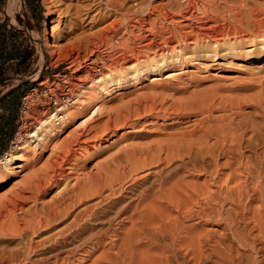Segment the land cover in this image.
Wrapping results in <instances>:
<instances>
[{"label":"bare ground","instance_id":"1","mask_svg":"<svg viewBox=\"0 0 264 264\" xmlns=\"http://www.w3.org/2000/svg\"><path fill=\"white\" fill-rule=\"evenodd\" d=\"M250 1L254 2L252 7H249ZM18 2L19 0H10V8ZM79 2L84 5H78V8L75 6V14L79 20H93L92 12L101 9L98 0H90V3L80 0L77 4ZM116 2L124 14L120 21L134 23L132 26L138 28L141 35L146 34L143 41H147L148 49L154 50H149L154 56H148L154 61L146 65V61H140L135 55L130 57L127 54V57H122L121 55H125L122 54L123 49L119 54L115 52L116 55L112 50L110 55L106 54L107 60L112 65L120 63L121 57L123 61L118 65L117 72H106L102 68L97 70L96 64L87 55L85 59L79 55L76 58L71 56L68 66L73 70L75 81L68 85L70 90L71 87L81 88L85 75L90 80L87 89L92 90L97 86L98 96L107 95L114 89H123L127 79L134 80L167 67V62L172 63L173 60L181 62L183 56L180 55L182 49L179 50V46L182 48L186 44H189L194 53L204 58H215L218 53L233 56L243 49L244 44L255 50H264V0H218L217 3L224 4L226 9H222L224 13L217 16L209 13V9L216 5L214 0H205V3L202 0L203 7L200 6L201 0H182L185 4L182 3L183 6L177 8V12L171 10L173 13L169 21L174 26L186 18L192 21L205 20L206 23H201L202 29L195 37L191 38L187 35L189 33H183V37L186 35L182 39L184 44L176 46L171 45L176 39L173 41V36H167L172 34L171 26L166 25L170 23L165 24L163 21L159 27H155V22L150 24L152 19L149 21V18H140L142 14H147L148 17L153 14L156 16L155 21L160 18L166 20L167 15L162 11L157 13L159 8L154 7L150 1L132 0L130 5L128 0ZM46 3L52 9L53 1L46 0ZM198 12L202 13L199 17ZM139 15L141 16L138 17ZM217 23L226 24L214 28ZM53 30L52 27L51 38L55 35ZM163 37L165 44H162ZM193 38L196 41H189ZM133 40L137 39L131 41ZM85 42L89 43V37H86ZM128 42H121V47H126ZM144 44L140 43L138 47ZM68 48H60L59 55H69ZM87 60L91 63H86ZM90 92L92 94L94 91ZM75 94L76 98L83 95L82 92ZM87 101L85 98L83 103ZM57 106L47 117H42L39 122L37 120L38 127L30 133L32 138L42 141L45 134L55 135L58 124L65 121L63 112L67 110L68 104L60 103ZM204 111L209 112L211 109ZM245 121L247 122L244 119L237 125L239 135L234 134L235 137L231 139L217 138L214 144L209 143L212 131L205 127L204 120L199 121L193 130L186 132L180 139L173 141L175 136L172 139L166 137L173 142L167 141L157 148L155 146L159 143L154 148L151 143L150 147L142 146L143 149L141 147L142 150L136 152L135 148H130L132 152L125 151L126 155L119 158L114 170L106 167L111 173L107 171L108 175H104L96 184L94 180L86 185L80 183L82 180L68 183L59 170V178L55 175L37 186L25 188L26 190L17 193V199H10L3 206L0 205V221H5L0 223V236H12L18 240L13 248L0 250V264H264V212L261 209L256 211L253 206L254 212L250 214L251 205L258 201L261 203L264 199V125H250L252 133L249 132L252 136L247 138L249 132L247 134ZM22 130L24 132L23 128ZM258 147L262 149L261 152ZM25 152L24 145L16 153L0 158V164L10 166V172L16 173L17 168L21 167L19 164L25 160ZM255 157L260 161V164L256 163L259 164L257 167L253 159ZM138 172L142 173V177L137 176ZM192 173L204 176L201 185H190L191 179L187 182L186 178L192 176ZM149 176H153L152 183L139 188ZM63 179L68 184L65 185ZM256 179H259L258 186H254ZM61 180L64 182L63 187ZM52 185L62 189L58 190L55 198L42 205L40 211L35 212L41 199L39 194L48 191L47 188ZM29 189L35 192L30 196L34 206L28 208L25 193H29Z\"/></svg>","mask_w":264,"mask_h":264},{"label":"rangeland","instance_id":"2","mask_svg":"<svg viewBox=\"0 0 264 264\" xmlns=\"http://www.w3.org/2000/svg\"><path fill=\"white\" fill-rule=\"evenodd\" d=\"M52 1V9L48 8L46 0H34V5L27 2V0H19L12 8H10L9 0V3L5 2L4 6L0 7L1 23H7L9 27L15 29L17 32V43L20 44L23 50L29 52L27 61L11 63L5 68L2 77H0V153L3 151L0 158L16 153L18 148L24 145L26 149L25 160L19 164L21 167L17 168L16 173L10 172V166L6 167L0 164L1 206H3V203L10 201V199H17V193H21L25 188L37 186L55 175L59 178L61 172L65 175L64 179L66 180L67 178L69 181L66 180L68 183L73 184L82 180L80 183L83 185L85 183L86 185L93 183L94 180L96 184L98 180L104 178V175H108V167L110 168L109 170L116 168L119 158L126 155L124 154L126 153L125 151L127 153L132 152L130 148H135L134 152L136 150L140 151L142 146L148 148L151 143L152 148H154L156 143H159L155 146L157 148L167 141L173 142L193 130L199 121L205 120V127L212 131V139L209 140V143L212 142L211 144L216 143L217 138L220 137L231 139L236 134L239 135L237 125L244 119L247 120V122L245 121L247 134L250 131V125H264V50H255L246 44L243 46V51L237 52L236 56L218 53L215 58H204L194 53L188 46L189 44H186L182 48L179 46V50L182 49L180 55L181 57L183 56L181 62H174L175 60H173L172 63L167 62V67L159 68V70H154V72L139 76V78L134 80L127 79L126 83L124 82L123 89H114L107 95L98 96L97 86L92 88V90L91 88L87 89L90 80L85 75V79L83 78L82 80V87H71L70 90L68 87L75 81L73 70L68 66L71 56L76 58L79 55L81 58L83 57L82 59L87 57L92 59L91 61L96 64L97 70L102 68V71L113 70L117 72L118 65H121L123 61L122 57H127V54L130 57L135 55V58L141 59L140 61H146L145 64L150 65L154 60H151L148 56L153 57L154 55L151 51L154 50L147 48V41H143V37L146 34L141 35L138 28L132 26L134 23H128V21H123V23L120 21L124 14L120 10L119 4L115 3L116 0H98L101 9L92 12L91 17L94 18L93 20L84 21L81 19L83 22L75 14L76 8L83 5L80 2L77 4L80 0ZM81 1L84 2V0ZM85 1L90 3V0ZM130 1L132 2V0L127 2L129 5L132 4ZM147 1L148 3L150 1L154 7L159 8L157 13L162 11L167 15V21L161 20L163 18L155 21L156 16L153 14L149 15V17L146 16L147 14L138 16H141L140 18H149V21L152 19L150 24L155 22V27H159L158 25L164 22L165 24L166 22L173 24L170 22L171 13H173L171 10L177 12V8L185 4L181 2L182 0ZM170 1L174 3L172 4ZM203 2L205 3V0ZM203 2L201 0V7L204 6ZM214 2H216V7L213 5L214 7L212 6L209 9V13L215 14L214 16L224 13L225 5L220 2V4L217 3L218 0H214ZM253 3L250 1L249 7H252ZM127 9H130V7ZM152 12L154 11L152 10ZM197 14L198 17L202 15L201 12ZM195 21L186 18L185 20L182 19L181 22L175 23V26L174 24L173 26L166 24L169 27L171 26L173 34H168L167 36L169 38L173 36V41L176 39V42L171 44L172 46L184 44L182 39L186 35L183 37V33H189L187 35L191 38L195 37V34L202 29V24L206 23L205 20ZM220 23L213 27L219 28L221 27L220 25L226 24ZM52 27L54 29L53 35L55 34L53 38H51L50 33ZM196 28L197 30H195ZM183 31L188 32L185 33ZM86 37H89V43L85 42ZM129 37L131 40H137L131 41ZM164 37L161 38L163 43L159 40L162 44L166 42ZM128 40L131 42H128ZM54 41L58 43H54ZM124 41H127L129 45L121 47L120 44ZM189 41L196 40L193 38ZM139 42L145 44L138 47L140 45ZM58 45L61 46L58 47ZM60 48H68V51L64 50V52H70L69 55L60 53L62 54L60 56ZM122 49L123 52L126 51L127 53L122 52L125 55H121L120 63L112 65L107 60L108 56L106 54L110 55L112 50L114 51L113 54L115 52L119 54ZM65 55L68 58L67 56L65 58ZM91 61L87 60L86 63H91ZM108 64H110L112 69ZM107 68L110 69L108 70ZM18 88H20V91L14 97L19 99H12V102L6 99L11 91ZM90 91L94 92L91 94ZM76 92L77 94L82 92L83 95L76 98ZM85 98L88 101L83 103ZM60 103H67L68 108L63 112L65 116L63 120L65 121L63 124H58L55 135L45 134L42 141L32 138L30 133L38 127L39 119L47 117L49 113L55 111ZM179 108L180 110H178ZM153 109H158V111ZM206 109H211V111L205 112L204 110ZM8 113L13 116L8 122H5V115ZM250 132L248 135L246 134L247 138H251L252 132ZM174 136L175 138H173ZM166 137L173 138V141ZM136 147L139 149H136ZM261 150L258 147V151L261 152ZM247 154L252 153L247 152ZM253 159L255 164H260L256 157ZM259 164H256L255 167L259 166ZM138 173L137 176L140 175L142 177V173ZM193 174L195 175L193 176ZM200 175L192 173V176L190 175L186 180L187 182L191 181L189 182L190 185L191 183L192 185H201V182L204 181V176L201 175L200 177ZM77 178L79 179L77 180ZM188 179L191 180L188 181ZM63 180H61L62 187L64 182L65 185L67 183L65 180L63 182ZM152 181L153 176H149L148 179L142 182V185L140 184L139 188L152 183ZM196 181L198 182L196 183ZM258 181L259 179H256L254 186L259 185ZM60 188V186L58 188L57 185H52L47 188L48 191L39 194L41 199L37 203L36 208L38 209L35 208V212L41 209L42 205L55 198L54 196H57L55 194L59 192ZM28 192L25 193V199L28 197L25 201L29 202V206H27L29 208L34 206L33 198H30V196L35 191L29 189ZM262 200L261 203L258 201V203L254 202L255 205H251L250 214L254 212V209L256 211L261 209L264 212V199ZM9 207H11V204ZM17 215L19 216L20 214ZM1 221L5 222L4 220ZM1 221L0 223H2ZM16 241L18 242L12 236H0V250L13 248L17 244Z\"/></svg>","mask_w":264,"mask_h":264},{"label":"trees","instance_id":"3","mask_svg":"<svg viewBox=\"0 0 264 264\" xmlns=\"http://www.w3.org/2000/svg\"><path fill=\"white\" fill-rule=\"evenodd\" d=\"M16 37L17 32L14 28L9 27L7 23H0V77H2L5 68H7V66H9L11 63L15 61L23 63L27 61L29 57V52L21 48L20 44L17 43ZM19 90L20 88L11 91L7 95L6 99L12 97L14 100L19 99H15L14 97V95L19 92ZM2 153H0V156Z\"/></svg>","mask_w":264,"mask_h":264},{"label":"crops","instance_id":"4","mask_svg":"<svg viewBox=\"0 0 264 264\" xmlns=\"http://www.w3.org/2000/svg\"><path fill=\"white\" fill-rule=\"evenodd\" d=\"M9 3V0H0V7L2 6H4V3ZM27 2H29V3H33V5H34V0H27ZM20 91V90H19ZM16 95V94H15ZM14 95V96H15ZM17 97H15V99H16ZM9 101H13L14 100V98L12 97V98H7ZM13 99V100H12ZM6 116V119L4 120L5 122H8L9 121V119L10 118H12V114H10V113H8L7 115H5Z\"/></svg>","mask_w":264,"mask_h":264},{"label":"built area","instance_id":"5","mask_svg":"<svg viewBox=\"0 0 264 264\" xmlns=\"http://www.w3.org/2000/svg\"><path fill=\"white\" fill-rule=\"evenodd\" d=\"M2 22V20H1V12H0V23Z\"/></svg>","mask_w":264,"mask_h":264}]
</instances>
